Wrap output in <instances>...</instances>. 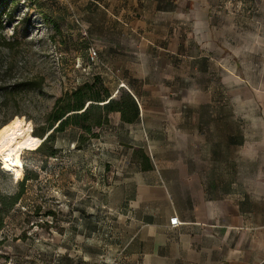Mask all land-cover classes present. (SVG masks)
<instances>
[{
	"label": "crops",
	"instance_id": "crops-1",
	"mask_svg": "<svg viewBox=\"0 0 264 264\" xmlns=\"http://www.w3.org/2000/svg\"><path fill=\"white\" fill-rule=\"evenodd\" d=\"M112 1L134 16L133 81L108 93L139 110L95 138L127 209L119 264H264V50L222 47L211 0Z\"/></svg>",
	"mask_w": 264,
	"mask_h": 264
},
{
	"label": "rangeland",
	"instance_id": "rangeland-1",
	"mask_svg": "<svg viewBox=\"0 0 264 264\" xmlns=\"http://www.w3.org/2000/svg\"><path fill=\"white\" fill-rule=\"evenodd\" d=\"M211 2L222 47L226 39L234 53L264 50V0ZM108 3L117 9L112 0H9L0 33V128L9 124L17 135L45 133L65 93L93 81L97 89L113 92L122 79L133 81L117 70L123 51L134 43L127 26L134 16L107 9ZM89 48L97 51L93 62ZM33 77L42 78L40 88L17 87L9 94ZM80 134L75 126L56 132L52 146L43 149L56 150L50 157L22 150L21 179L0 175V193H15L27 172L36 175L4 220L0 264H119L129 227L124 196L109 184L112 169L102 166V146L89 138L77 148Z\"/></svg>",
	"mask_w": 264,
	"mask_h": 264
},
{
	"label": "trees",
	"instance_id": "trees-1",
	"mask_svg": "<svg viewBox=\"0 0 264 264\" xmlns=\"http://www.w3.org/2000/svg\"><path fill=\"white\" fill-rule=\"evenodd\" d=\"M8 2L9 0H0V33L3 30L4 10ZM42 82L41 77L25 79L12 86L9 94L13 95L17 87H23L24 90L38 89L41 87ZM96 84V81L91 84L86 83L71 94L65 93L63 97L56 101L50 113L45 133H32L34 136L44 139L40 146L38 145L36 148L38 151H42L48 157L55 155L56 150L43 151V149L48 143L52 146L54 134L63 131L67 126H75L81 130L77 142V148L80 149L89 138H96L97 135L93 133V129L107 124L110 113L118 112L121 121L125 123H132L138 118V106L130 94L120 92L117 97L111 98L107 89L99 90L96 88ZM11 119L9 118L2 125L8 123ZM55 125L56 127L54 128ZM46 133L49 134L44 138ZM0 175L7 176L1 170ZM35 178L36 175L34 173L27 172L23 180L17 183V191L15 193H0V231L3 228L4 220L21 200L25 192L26 182Z\"/></svg>",
	"mask_w": 264,
	"mask_h": 264
},
{
	"label": "bare ground",
	"instance_id": "bare-ground-1",
	"mask_svg": "<svg viewBox=\"0 0 264 264\" xmlns=\"http://www.w3.org/2000/svg\"><path fill=\"white\" fill-rule=\"evenodd\" d=\"M40 139L27 134L10 133V125L0 128V170L11 174L15 180L23 176V166L20 153L24 149L35 150L39 145Z\"/></svg>",
	"mask_w": 264,
	"mask_h": 264
},
{
	"label": "built area",
	"instance_id": "built-area-1",
	"mask_svg": "<svg viewBox=\"0 0 264 264\" xmlns=\"http://www.w3.org/2000/svg\"><path fill=\"white\" fill-rule=\"evenodd\" d=\"M88 58L90 61H94L97 58V51L94 48L88 49Z\"/></svg>",
	"mask_w": 264,
	"mask_h": 264
},
{
	"label": "water",
	"instance_id": "water-1",
	"mask_svg": "<svg viewBox=\"0 0 264 264\" xmlns=\"http://www.w3.org/2000/svg\"><path fill=\"white\" fill-rule=\"evenodd\" d=\"M49 134V133H48ZM48 134L47 135H45V137L44 138H46L47 136H48Z\"/></svg>",
	"mask_w": 264,
	"mask_h": 264
}]
</instances>
